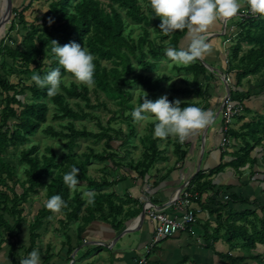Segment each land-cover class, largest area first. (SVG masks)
Returning a JSON list of instances; mask_svg holds the SVG:
<instances>
[{"label": "trees", "instance_id": "16d2710c", "mask_svg": "<svg viewBox=\"0 0 264 264\" xmlns=\"http://www.w3.org/2000/svg\"><path fill=\"white\" fill-rule=\"evenodd\" d=\"M148 5L149 0H46L42 7L37 5L31 9L30 3L22 9L13 8L10 30L18 29L24 34L20 43L10 42L15 47L5 40L0 44V251L6 246L11 264H20L29 252L38 249L39 239L49 225L47 219L54 214L45 207L53 195H60L67 205L61 210L65 215L61 225L69 229L71 224L78 223L76 238L67 233L63 243L61 258H67V262H70L73 251L85 243L93 223L112 224L118 232L141 213L140 206L126 211L127 205L138 204L137 201L122 199L115 192L107 191L118 183L134 180L131 174L148 182L152 168L165 159V152L158 147L162 140L152 135L145 137L142 139L143 159L137 163L129 162L126 156L121 155L130 153L128 143L123 140L127 138L126 134L121 129L103 127L98 117L99 133L77 127L75 122L94 117L79 103L78 110H75L70 99L84 101L91 109L100 106L92 105L88 86L74 82L67 86L64 80L61 91L49 96L47 88L38 87L31 76L37 73L43 77L59 67L51 52V41L60 46L76 42L84 45L95 57L94 92L98 99L100 94H104L121 106L122 109L115 114L123 116L134 109L132 90L135 86L148 90L147 98L156 100L158 92L163 89V82L170 79L166 76L154 79L149 74L155 72L162 61L171 60L166 55L167 48H186L190 37L186 29L165 35L159 27L160 18ZM133 24L143 28V34L137 40L132 38V32L127 34ZM238 24L240 32L236 37L237 43L230 48L226 70L227 74L234 75L236 81V94L230 90V95L236 104L253 100L260 94H263L264 101V18H250ZM102 61L110 62L114 67L108 69ZM177 64L174 69L185 72L188 77L193 76V79L185 81V88H173L174 96L168 95L169 100L193 96L208 101L210 84L205 81L208 69L202 59L184 67ZM61 72L65 79L72 77L62 68ZM252 77L258 78V89L239 90L243 89V82ZM143 96L140 95L139 104ZM49 103L56 109L54 119L68 120L63 129L48 124ZM188 104L198 106V102H186L181 107ZM102 106L107 108V104L102 103ZM246 112L250 111L246 109ZM254 115V122L244 124L238 131L231 128L228 132L233 147L238 149L232 156L233 160L208 173L199 171L187 188L193 197H197L192 199L194 205L198 204V208L216 216V228L212 235L210 228H206L204 240L208 248L220 241L228 248L225 252L216 250L218 264H264V169L254 172L256 166L260 167L259 159L251 157L257 147L264 152V108L263 112L257 111ZM129 119L135 122L132 117ZM151 129L152 133L154 124ZM40 132L48 138L65 142L61 156L53 146H47L45 152H41L40 145L34 141ZM130 134H135L133 127ZM79 139H93L96 143L105 141V148L101 152L89 148V153L82 155L84 160H77L75 149ZM182 147L177 142L175 153L181 160L187 155ZM11 153L15 155L17 165L6 159ZM262 159L264 161V153ZM59 160H64V163ZM92 162L104 165L103 172H109L114 180L108 174L100 178L90 176L88 165ZM249 166L251 182L259 189L263 200L233 193L229 187L225 194L228 199L220 202V188L218 190L209 178L228 167L242 176ZM72 167L79 169L78 180L87 183L88 188L95 192L91 198L93 203H88L79 192L71 197L63 177ZM20 168L22 173H19ZM41 189L46 191L45 202L29 221L25 206ZM210 192L213 195L204 199ZM230 205L245 208L240 212H228ZM223 212L226 213L223 215ZM25 231L29 234V247L22 244ZM259 248L263 251L259 252ZM46 255L42 264H50L55 259L49 250Z\"/></svg>", "mask_w": 264, "mask_h": 264}, {"label": "crops", "instance_id": "0c3cea01", "mask_svg": "<svg viewBox=\"0 0 264 264\" xmlns=\"http://www.w3.org/2000/svg\"><path fill=\"white\" fill-rule=\"evenodd\" d=\"M31 2L32 0H29L28 4ZM28 4H26L25 0H13V8L16 9H22L23 6ZM241 4L242 11L245 8L246 1L241 0ZM236 18H233L228 22L229 26L227 29L224 27L222 19L218 20L213 26H211L208 31L207 42L211 45L212 52L201 58L208 69V75L205 81L210 84V99L205 101V99L199 97L198 99L200 100H198V106L211 111L214 114L213 123L190 136L182 144V151L187 153L183 160H181L176 153L172 157H168V159L166 158L168 155H164L163 157H165V159H162L161 163L152 168V174H150L151 178H149L148 182H143L141 179H137L135 174H131L136 180L129 179L122 183H118L112 189L107 191L115 192L117 196L119 193V198H130L132 201H137L138 204L127 205L126 211L129 209H138L140 206L142 213L146 204H151L157 209L164 208L171 202L177 200L182 189L186 185V188H188L190 182L199 171L208 173L212 169L219 167L221 164H226L233 160L229 155L232 156L235 153V150L233 149L235 147H233V141H231L229 134L226 137L229 143L225 146L223 145L225 136L220 112L223 106V98L228 94L226 84H228L229 93L230 90H232L234 94H236L235 92L237 89L234 75L227 74L226 72L231 51L229 50L227 54V49H230L231 47L233 48L237 43V39H233L232 41H230V39L233 33L240 31L238 26L240 21L236 20ZM189 41L190 38L188 44ZM227 41L230 42L226 44ZM188 44L186 45V48L188 47ZM230 78L233 79V82L231 80V83L228 82ZM250 79L251 78L244 82ZM244 82L243 89L239 88V90L251 91L253 87L250 88L251 86H249L248 90L245 89ZM254 88V90L258 89L256 87ZM243 104L244 109H249V111H259L262 107L264 108L263 94L258 95V97L253 100L245 101ZM209 106L210 108H208ZM245 113L247 112L245 111ZM254 121L255 120L253 119L248 121L246 114L245 116L243 114L241 118H238L233 122L232 129L238 131L244 124ZM177 142L178 141L174 142V152L177 148ZM237 143L239 144L240 141ZM255 157L256 155L252 158ZM261 161H263L262 158L258 161V165ZM261 170L262 168L260 167L259 171ZM236 173L237 172H235L234 169L228 167L224 172L209 178V180L213 181V184L216 185L218 190L220 188V195L218 197L220 202L228 199L225 194L228 193L226 192V189L229 187L233 193L235 192L236 194L241 195L250 194L251 197L254 198L259 197V189L257 187L255 188L254 183L251 182L249 173L242 176L239 173ZM212 195L213 193L210 192L208 195L204 196V199H207ZM194 208L200 210V215L198 216V222H196L192 231L176 235L172 238L163 239L158 242L154 248H151L150 245L155 225L146 217L144 224L139 231L135 232L136 234L133 235V238H137L138 241L137 239L133 240L131 236L126 248L116 249L119 235L133 224L141 213L135 219H131V223L126 224L124 228L118 232L114 230L112 224L95 222L89 227L85 243L80 247H77L71 254L70 262H67V258H55L50 264H76L78 262L79 264H140V261L144 259H147L148 264H218L219 258L215 253L217 251H228V248L225 247L221 241L212 245L211 248H208L204 240L205 229L209 227L210 234L212 235V231L216 228V216L209 215L202 208L201 210L198 208V204H195ZM244 208L245 207L241 205H230L228 212L231 210L240 212ZM166 213L174 217L182 216L181 210L177 209L176 206L167 209ZM225 213L226 212H223L222 214L224 215ZM70 235L73 238H76V230L74 234ZM74 244L75 242H73V245ZM98 247H101V249L96 251L95 249ZM105 247L111 252L104 253Z\"/></svg>", "mask_w": 264, "mask_h": 264}, {"label": "clouds", "instance_id": "9594fccd", "mask_svg": "<svg viewBox=\"0 0 264 264\" xmlns=\"http://www.w3.org/2000/svg\"><path fill=\"white\" fill-rule=\"evenodd\" d=\"M151 10L159 17L161 31L165 35L175 30H187L190 41L187 48L176 49L169 47L165 50L167 57L178 64L188 65L206 55L211 54L212 48L208 41V31L218 20L238 17L241 11V0H149ZM247 9L254 15L264 18V0H246ZM59 67L49 71L45 76L34 73L31 80L40 88H47V94L54 96L61 91L65 77L61 68L80 84L94 86L95 57L83 45L70 42L60 46L51 41ZM142 103L135 107L131 116L136 122L154 120L153 135L161 140L170 136L177 138L183 144L190 136L205 129L213 123L214 114L202 107L188 104L181 107L180 100L170 101L167 95L156 100L147 98L144 92ZM79 169L72 167L63 177L70 189H76L79 184ZM89 197L88 203H93L91 192L85 193ZM45 207L53 213H59L66 202L60 195L51 196ZM20 264H42L38 249H33Z\"/></svg>", "mask_w": 264, "mask_h": 264}, {"label": "rangeland", "instance_id": "374dc122", "mask_svg": "<svg viewBox=\"0 0 264 264\" xmlns=\"http://www.w3.org/2000/svg\"><path fill=\"white\" fill-rule=\"evenodd\" d=\"M26 4H28L29 0H25ZM38 2V3H36ZM46 2V0H33L31 2V9L32 7H35L37 5H40V7H42V3ZM37 13V12H36ZM38 14V13H37ZM36 14V15H37ZM27 15V14H26ZM33 15V16H36ZM28 17V15H27ZM236 19H240L239 17H237ZM223 20V19H222ZM13 21V15H12V19L11 22ZM12 24H9L7 26L6 29V33L4 35V37L2 38V40L0 41V44L3 40L6 41L7 44L15 47V45L13 43H10L11 41H15L17 43H20L21 40V35H23L24 33L20 32V30L16 29V30H10L11 29ZM132 32V38L137 40L142 34H143V28L141 26H136V25H132L129 26L128 28V32L127 34ZM8 37V38H7ZM228 50V51H227ZM227 54L229 52L230 49H227ZM1 62V59H0ZM102 64L104 66H107L108 69H111L114 67V65L110 62L107 61H102ZM177 64L175 61L173 60H164L162 61L158 68L156 69L155 72L150 73L149 75L152 76L154 79L159 78V77H168L170 80L169 82L164 81L163 82V89L160 90L158 92V98H160L163 95H172L174 96V93L172 92V89H182L185 88V81L189 80L191 81L193 79V76L188 77L186 75L185 72H179L178 70L174 69L173 66ZM181 67H184L183 64H177ZM141 72V70H139ZM231 80L233 82V79L230 78L228 80V82L231 83ZM13 81H16L15 79H13ZM77 83L80 84L79 82H77L73 77L71 76H67V78L65 79V83L67 86L70 85V83ZM249 86H251L250 88L253 87L254 90L256 88L259 87V82L257 77H252L250 80L244 82V88L245 89H249ZM95 86L89 87L90 90V97H91V101H92V105H94L95 107H98V105H100L98 108H87L86 104L84 103V101H80V100H75V99H70V105L71 107H73L75 110H78V106L77 103H79V105L86 110L87 112L91 113L92 116L94 117V119L92 118H87L83 121H77L75 122L77 127L79 129H83L84 127H86L89 131H93L95 133H99L100 132V127H99V123L98 120L96 119L97 117L100 119L101 124L103 127H114L118 130H122L125 134H126V139L124 140V143L127 142V148L129 149L130 153H122V156H126L127 161H135V163H137L138 161L143 159V155H144V145H143V140L145 137L153 135V132L151 133V126L153 124L156 123V121L154 120H148V121H144V122H132L129 117L131 116V112L128 110L127 112L124 113V115L122 116V114H115L117 112H119L122 108L120 105H118L117 103H115L114 101L107 99L105 97L104 94H100L99 99L96 96L95 92H94ZM142 90L146 93H148V90L143 89L140 86H135V88H133L132 93H133V99H132V103L135 107L139 106V97L140 95L144 94L142 92ZM157 98V99H158ZM175 100H180L182 103H186V102H198L197 97H176L174 98ZM102 103L107 104V108H105L104 106H102ZM244 106V104H242ZM50 106V111L48 114V124L49 125H53L55 128L57 129H63V127L65 125H67L68 120L64 119V120H56L54 119L53 115L56 112V109L54 107L53 104L49 103ZM249 110V109H248ZM246 109H244V116L246 114L247 120L250 121L251 119L255 120V115L254 113L257 111H250L249 113H245ZM263 112V107L262 109H259V112ZM115 119V120H113ZM237 120V119H236ZM132 127L134 128L135 134H130ZM154 131V130H153ZM35 144H39L40 145V150L41 152H45V148L47 146H53L54 149L56 150V152L59 154V156H61V154L64 152L63 148H64V141H59V140H53L51 138L46 137L45 135H43L41 132L34 138ZM178 141L176 137L174 136H170L167 139L162 140L161 143H159L158 147L160 148V150L165 152V156L168 155L166 158L168 159V157H172L173 155H175L174 149H175V145L174 142ZM78 146L75 149V157L77 160H84V158L82 157V155L84 153H89V148L95 149L97 152H101L104 150L105 148V141H101L99 143H96L93 139H79L78 140ZM236 151L238 150L237 148H233ZM263 149L261 147H257L252 153H251V157L255 156L260 160L263 156ZM234 155V154H233ZM232 155V156H233ZM14 154H10L6 157V159L11 162L13 165H17L16 162V158H14ZM230 157H232L231 155H229ZM60 163H64V160H59ZM161 163V160L157 163L159 164ZM103 166L102 164H98L96 162H92L90 165H88V173L90 176H93L95 178H100L101 176H103L104 174H108L109 178L111 180H114L113 175H111L109 172L108 173H104L103 172ZM259 166L264 169V161H261ZM260 167H255L254 168V172H258ZM263 171V170H261ZM245 175L250 173V166L248 168H245ZM22 173V170L20 168V172ZM150 174H152V170L150 171ZM238 174V173H236ZM120 175V174H119ZM75 192H79L82 194L83 198L86 199L87 201L89 200V197L85 195V193L91 192V193H95L93 191H91L88 186L87 183L81 182L79 181V184L77 185L76 189H70V195L71 197H73ZM260 193V192H259ZM45 194L46 191L44 189H41V191L33 196L32 198H30V202L28 204H26L25 206V215L26 218L31 221L34 217V215L37 212V209L39 207H41V205L45 202ZM245 196H249L244 194ZM118 196L119 193H118ZM259 196V194H258ZM251 197V195L249 196ZM260 197V196H259ZM92 198V197H91ZM259 200H263V196L260 197ZM65 219V215L63 214V212H59V213H54L53 216L49 219H47L49 225L46 227V231H43L42 237L39 239V247L38 250L40 251L41 254V259L45 258V256H47V250H49V253L54 255L55 258H61L62 255V251L64 249L63 247V243L66 242V234H74L78 223H73L71 224L69 229L64 228L61 225V221H63ZM136 233H133L132 235L129 234L125 237H123L122 239H120V241H118L117 245H116V249L118 248H126L128 246V240L131 238H133V235H135ZM22 244L26 247H29V234L28 231H25V235L22 236ZM137 239V238H133ZM132 240V241H133ZM138 241V239H137ZM8 249L6 248V246L3 248L2 251H0V263L2 264H11V262L8 259V253H7ZM259 252H262L263 249L259 248L258 250ZM110 253L107 250V247L104 248V253ZM99 254V253H97ZM103 254V253H102ZM101 254V255H102ZM93 255V254H92ZM55 260V259H54ZM53 261V260H52ZM51 261V262H52ZM50 262V263H51ZM76 264H79L76 263Z\"/></svg>", "mask_w": 264, "mask_h": 264}, {"label": "built area", "instance_id": "2783aa9c", "mask_svg": "<svg viewBox=\"0 0 264 264\" xmlns=\"http://www.w3.org/2000/svg\"><path fill=\"white\" fill-rule=\"evenodd\" d=\"M33 1V0H32ZM37 1V0H36ZM246 1V0H245ZM240 19H236L238 21H244L246 19L258 17L252 14L245 5V8L238 14ZM233 19V18H232ZM232 19L224 20V27L228 28V22ZM240 31L237 33H233L230 41L235 39ZM230 41H227L228 44ZM244 114V106L242 104H236L230 94L223 98V106L220 112V117L223 122V131H224V142L225 146L229 141L226 139L227 133L233 126V121ZM197 198L193 197L185 188L177 197L176 201L171 202L166 207L157 209L151 204H146L145 211L146 217L149 219L154 225V233L151 241V248H154L155 245L163 239L172 238L179 234L189 233L192 231L195 226L198 214L200 212L199 209L194 208V204L192 199ZM176 206L177 209L181 210L180 217H174L166 213L167 209ZM140 264H148L147 259L141 260Z\"/></svg>", "mask_w": 264, "mask_h": 264}, {"label": "water", "instance_id": "95a60500", "mask_svg": "<svg viewBox=\"0 0 264 264\" xmlns=\"http://www.w3.org/2000/svg\"><path fill=\"white\" fill-rule=\"evenodd\" d=\"M7 1H8V8H7V12L5 14V17L2 21L3 25L12 23L11 19H12V15H13V0H7ZM226 87H227L228 93H229L228 84H226ZM186 186L182 189V191L186 188ZM145 218H146V211L144 209L142 211L141 215L137 218V220L119 235L117 241H119L121 238L125 237L126 235H129V234H132V233L139 231L141 226L144 224Z\"/></svg>", "mask_w": 264, "mask_h": 264}, {"label": "bare ground", "instance_id": "6f19581e", "mask_svg": "<svg viewBox=\"0 0 264 264\" xmlns=\"http://www.w3.org/2000/svg\"><path fill=\"white\" fill-rule=\"evenodd\" d=\"M246 5V4H245ZM7 8H8V1L7 0H0V41L2 40V38L4 37V35H5V33H6V29H7V25H9V24H6V25H3L2 24V21H3V19H4V17H5V14H6V12H7ZM240 22H242V21H240ZM236 39V38H235ZM228 94H230V93H228ZM227 94V95H228ZM226 95V96H227ZM241 117V116H240ZM239 117H237V119H238ZM236 120V119H235ZM234 120V121H235ZM233 121V122H234ZM228 134V133H227Z\"/></svg>", "mask_w": 264, "mask_h": 264}]
</instances>
